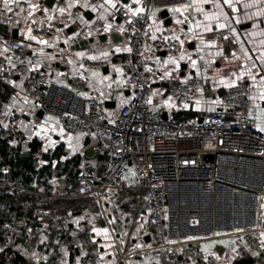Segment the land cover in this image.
I'll return each mask as SVG.
<instances>
[{
	"label": "built area",
	"instance_id": "built-area-1",
	"mask_svg": "<svg viewBox=\"0 0 264 264\" xmlns=\"http://www.w3.org/2000/svg\"><path fill=\"white\" fill-rule=\"evenodd\" d=\"M188 5L189 0H143L145 11L122 10L121 33L131 51L115 58L84 60L88 68L100 72L114 63L124 67L133 93L115 118L107 116L99 100H87L89 83L83 76L74 77L65 86L37 69L23 96L45 115L54 117L67 134L98 136L94 152L109 158L103 174H98L91 163L79 168L80 181L73 197L121 191L126 177L133 172L134 182L143 189L139 203L151 227L150 250L157 258L156 264H219L202 250L201 244L223 235L239 239L243 246L237 253L239 260L249 252L264 264L260 238L264 231V133L258 131L253 116L243 114L252 107L249 76L243 75L225 91L222 112L188 117L183 122L174 120L173 114L184 111L198 93H210L203 79L180 85L167 82L170 107L152 100L151 72L144 68L147 52L155 69L168 57L181 56L183 49L173 39L148 42L147 10L164 12L186 9ZM77 17L78 13L74 15ZM184 19L187 24L194 22L189 14ZM0 24L10 35L15 29L12 19L0 17ZM51 32L45 27L36 35L45 37ZM216 37L222 38V34ZM8 49L16 54L29 47L25 42L11 41ZM27 70L24 62L13 67L7 57H0L2 84ZM226 112L241 114L227 120ZM19 124V120L12 119L0 129V140L11 148L25 144ZM207 156L212 161L206 160ZM43 157L42 151L34 154L39 163ZM0 162L4 163L1 154ZM11 169L8 163L1 165L0 189L21 197L27 189L10 179ZM70 197L67 182L57 177L38 192L28 214H21L17 206L0 229L1 263H18V242L32 246L43 239L48 251L40 264H56L53 258L58 241L65 240L72 248L79 246L80 232L55 206L58 200ZM8 210V203L0 202V211ZM122 259L126 262L127 256L122 255Z\"/></svg>",
	"mask_w": 264,
	"mask_h": 264
},
{
	"label": "crops",
	"instance_id": "crops-1",
	"mask_svg": "<svg viewBox=\"0 0 264 264\" xmlns=\"http://www.w3.org/2000/svg\"><path fill=\"white\" fill-rule=\"evenodd\" d=\"M47 1L10 0L9 11L4 0H0V17L14 21L19 32L18 42H25L29 47L26 52L12 54L8 46L14 40L10 34H0V57H7L13 67L23 62L28 65L27 72L14 76L5 84L0 83V129L12 119L19 120L20 131L25 136V144L18 147L22 155L28 154L30 158L32 147L38 145L32 154L42 151L44 157L49 156V159L43 157L40 163L37 161V170L48 165L55 150L62 148V161L77 156L82 159L80 167L91 163L98 174H103L109 167V158L94 152L98 136L67 134L54 117L41 115V110L24 98L23 91L37 69H42L52 81L65 86H69L74 77L83 76L89 83L85 94L87 100H99L107 116L115 118L133 93L127 84L124 67L114 63L107 71L100 72L88 68L84 60L115 58L127 50L119 14L122 10L145 11L143 0H97L94 3L89 0H55L52 7L45 5ZM230 4L224 0H189L186 9L168 11L167 19L162 17V12L147 10L148 42L173 39L183 49L181 56L168 57L155 69L154 60L147 52L144 68L151 72L152 100L157 105L170 107L172 101L167 82L180 85L195 78L203 79L210 93H198L184 111L173 114L177 122L188 117L199 118L204 114L222 112L225 91L243 75H248L252 107L243 114L253 116L258 131L264 133L261 131L264 128V99L261 98L264 95V0H230ZM76 13L78 17L75 19ZM186 14L193 16L192 24L185 22ZM45 27L52 32L45 37L37 36L36 33ZM218 33L222 38L216 37ZM90 39L93 42L89 46L79 47L80 43ZM238 114L241 113L226 112L225 116L232 120ZM2 164L0 162V168ZM80 167L76 168L77 176ZM124 189L128 190L129 204L126 210L122 206L119 216L111 212L117 208L115 199V204L106 203V220L100 218L97 209L90 208H80L64 216L70 218L72 226L80 232V245L72 248L65 240L58 241L54 263L119 264L125 255V264H156L157 258L150 250L148 218L142 208L130 201L135 199L134 193L141 197L140 186L134 182L132 171L126 177ZM75 190L73 188L71 192ZM92 201L97 205L96 198L93 197ZM104 229H107L106 234ZM260 238L264 243V231ZM17 247L20 259L29 264H40L48 251L43 239L32 246L18 242ZM201 248L206 254L213 255L219 264H233L239 260L237 253L243 250L239 239L227 235L204 241ZM243 259L262 264L249 252H245Z\"/></svg>",
	"mask_w": 264,
	"mask_h": 264
},
{
	"label": "trees",
	"instance_id": "trees-1",
	"mask_svg": "<svg viewBox=\"0 0 264 264\" xmlns=\"http://www.w3.org/2000/svg\"><path fill=\"white\" fill-rule=\"evenodd\" d=\"M37 146L35 145L32 147V153L38 149ZM32 153L30 158H25L20 152V148H11L4 141L0 140V154L4 158V163L10 164L12 168L10 179L15 182L22 183L27 189V192H25L21 197L7 194L5 191L0 189V202L5 201L9 205L8 211H0V229L2 224L13 214L17 206L19 207L21 214H28L31 210L32 202L36 199L40 189L47 185L50 180L57 177L63 178L67 182L69 195L72 196L70 198L60 199L56 202L55 206L60 215L65 216L66 214L72 213L80 208H90L91 210L95 208V206H92L94 204L93 202H90L91 206L87 207V201L89 200L75 198L73 197L74 192H71L73 188L76 189L79 184L80 176H77L76 168L80 167L82 162L81 158L75 156L62 161L61 157L63 156V149L57 148L53 153L51 162L48 165H44L40 170H37V160L34 158ZM140 190L142 194L143 189L141 187ZM121 191L127 192L128 190L123 189ZM126 194L127 195L124 201L125 205H123L125 210L129 204L128 198H130L128 192ZM132 196H134L135 199L130 200L131 203H134L142 208L139 203L140 197H138L135 193ZM56 255L57 250L54 258ZM0 264H2L1 256ZM17 264L29 263L22 261L19 256Z\"/></svg>",
	"mask_w": 264,
	"mask_h": 264
},
{
	"label": "rangeland",
	"instance_id": "rangeland-1",
	"mask_svg": "<svg viewBox=\"0 0 264 264\" xmlns=\"http://www.w3.org/2000/svg\"><path fill=\"white\" fill-rule=\"evenodd\" d=\"M125 191V190H124ZM127 192H123V191H112V190H109V191H104L101 193L100 196L98 195H90V196H86V197H82L81 200H89L87 201V207L91 206L90 205V202H93V197L96 198V204H93L92 206H97L96 208L94 209H97V211L99 212L100 214V218L102 220H106L107 219V213H108V210L106 208V203H109L112 205V203H114L116 201V204L114 206H117L116 209H113L111 210V212L113 213V215L115 214V216H119L121 215V208L124 204V201H125V197H126V194ZM115 199V201H114ZM95 200V199H94ZM109 213H110V210H109ZM99 219V218H98ZM96 221H97V217H96Z\"/></svg>",
	"mask_w": 264,
	"mask_h": 264
},
{
	"label": "water",
	"instance_id": "water-1",
	"mask_svg": "<svg viewBox=\"0 0 264 264\" xmlns=\"http://www.w3.org/2000/svg\"><path fill=\"white\" fill-rule=\"evenodd\" d=\"M55 0H48L46 2V6L47 7H52L53 6V3H54ZM162 17L164 19H167L169 17V12L168 11H164L162 12ZM0 34H3V35H8V32H7V29L5 26L1 25L0 24ZM18 37H19V32L18 30L14 29L13 32L11 33V38L14 40V41H18ZM93 42V39H90L89 41H85V42H82L79 44V47H84V46H89V44H91ZM107 71V70H105ZM41 115H44V112H40ZM202 120L200 119V122ZM91 154V151L88 153V155ZM25 158H28V154L24 156ZM44 159H49V156H45ZM206 160L208 161H212V157L210 156H207L206 157ZM119 264H125L124 262H121ZM233 264H255V260L253 259H242V260H237L235 261Z\"/></svg>",
	"mask_w": 264,
	"mask_h": 264
},
{
	"label": "snow or ice",
	"instance_id": "snow-or-ice-1",
	"mask_svg": "<svg viewBox=\"0 0 264 264\" xmlns=\"http://www.w3.org/2000/svg\"><path fill=\"white\" fill-rule=\"evenodd\" d=\"M9 2H10V0H4V6H5L6 9L11 11V8H9ZM109 2H111V0H109ZM224 2L226 4H229V6H231L230 0H224ZM33 7H36V6L33 5ZM61 11H63V9H61ZM136 11L139 12V11H142V9H137ZM174 11H179V9H174ZM177 22L179 23L180 21H177ZM221 27H223V25H221ZM207 30H211V29L208 28ZM32 38L35 39V37H32ZM41 43H46V42L45 41H41ZM119 50L120 49H117V51H119ZM127 51H131V49H127ZM93 59H94V57H93ZM173 62H175V61H173ZM193 63H195V62H193ZM261 98L264 99V95H262ZM261 131H264V128H262ZM97 231H100V230H97ZM103 232L106 234L107 233V229H104Z\"/></svg>",
	"mask_w": 264,
	"mask_h": 264
}]
</instances>
